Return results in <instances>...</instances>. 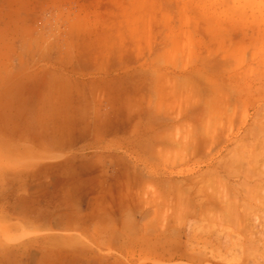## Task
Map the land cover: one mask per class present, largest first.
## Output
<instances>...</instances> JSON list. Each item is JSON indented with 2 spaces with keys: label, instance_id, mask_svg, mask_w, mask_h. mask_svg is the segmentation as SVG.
<instances>
[{
  "label": "crops",
  "instance_id": "0c3cea01",
  "mask_svg": "<svg viewBox=\"0 0 264 264\" xmlns=\"http://www.w3.org/2000/svg\"><path fill=\"white\" fill-rule=\"evenodd\" d=\"M85 3L0 0V264L172 261L195 224L178 203L188 177L157 166L188 148L166 134L188 81L146 59V37L94 34L142 18Z\"/></svg>",
  "mask_w": 264,
  "mask_h": 264
},
{
  "label": "rangeland",
  "instance_id": "374dc122",
  "mask_svg": "<svg viewBox=\"0 0 264 264\" xmlns=\"http://www.w3.org/2000/svg\"><path fill=\"white\" fill-rule=\"evenodd\" d=\"M82 8L142 18L146 31L94 34L146 37V59L188 81V93L178 95L186 114L166 133L188 148H180L179 164L157 166L188 177L178 203H188L195 224L180 229V258L146 264H264V0H98Z\"/></svg>",
  "mask_w": 264,
  "mask_h": 264
},
{
  "label": "bare ground",
  "instance_id": "6f19581e",
  "mask_svg": "<svg viewBox=\"0 0 264 264\" xmlns=\"http://www.w3.org/2000/svg\"><path fill=\"white\" fill-rule=\"evenodd\" d=\"M203 210V209H202ZM206 211V210H205ZM209 211V210H208ZM192 212H193V210H192ZM195 212V211H194ZM200 212H201V210H200ZM206 214V213H205ZM201 218V217H200ZM189 258V257H188Z\"/></svg>",
  "mask_w": 264,
  "mask_h": 264
}]
</instances>
